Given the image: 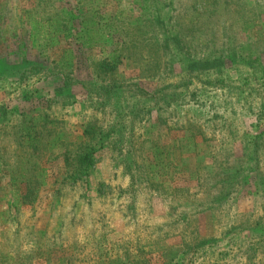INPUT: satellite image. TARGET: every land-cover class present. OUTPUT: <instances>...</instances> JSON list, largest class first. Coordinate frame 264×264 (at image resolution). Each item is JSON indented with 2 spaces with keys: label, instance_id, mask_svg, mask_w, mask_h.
<instances>
[{
  "label": "rangeland",
  "instance_id": "obj_1",
  "mask_svg": "<svg viewBox=\"0 0 264 264\" xmlns=\"http://www.w3.org/2000/svg\"><path fill=\"white\" fill-rule=\"evenodd\" d=\"M139 1L0 0V264H264V0ZM152 5L206 69L136 37L140 49L115 52L119 88L88 93L92 62L114 56L102 19L146 27ZM59 62L76 80L67 98L37 70ZM40 122L48 178L18 206L3 165ZM86 141V176L60 184L58 164L74 163L59 156Z\"/></svg>",
  "mask_w": 264,
  "mask_h": 264
},
{
  "label": "trees",
  "instance_id": "obj_2",
  "mask_svg": "<svg viewBox=\"0 0 264 264\" xmlns=\"http://www.w3.org/2000/svg\"><path fill=\"white\" fill-rule=\"evenodd\" d=\"M165 1H168V0L161 1L162 6L165 4ZM139 2L143 3V7H145L148 0H140ZM151 2L158 4L159 1L151 0ZM154 6L155 5L151 6L150 11H153V12L149 14V16L152 19H150L149 21H145V20L140 21L142 23L145 22L146 24L148 22L146 27H143V25L142 27L135 26V25H138L139 23L127 24L125 21V17L122 18L123 19L122 21L117 20L118 17L112 19L109 16L102 19L101 27L106 29L107 34L110 37L111 43L109 44L111 47H113L112 52L114 53V56L108 58L107 60L103 59L101 62H96V63L92 62L93 63L92 68L94 70L93 77L95 81L96 82L99 81L100 84L98 83L94 84L91 91H89L87 87H84L86 88L85 90L88 93L101 94L102 92H106L108 90L119 88L118 84H116L115 79H109V80L107 79L108 76L114 75V71L116 70V66H117L116 64L120 63L123 57L122 55H119V56L116 55L115 52L122 53L123 51L130 50V48L140 49V47L145 44L139 43L138 41H136L137 38H142L141 40L142 42L145 39H148L150 41V44L148 45L150 48L155 50L153 55L156 58L160 57L158 55L159 52L162 53L163 59L166 57L167 48H169V43L171 42L177 48L178 53L176 54V56L183 55L182 60L184 61L186 65V70L188 71L193 70V68L196 67L198 68V72H202L203 70L206 69L205 66H208L207 64L202 65L200 62L194 61L193 56L194 57L196 56V50H191V53H189L190 48L187 45L188 39L186 36H182L179 33H176L174 36L169 35L170 30L168 29L167 25L166 26L164 25L165 22L163 23V21L160 19V15H154V12L158 11ZM212 6H213V3H210V7ZM68 29L69 28L64 26L62 31L66 32L68 31ZM158 30H160V32H163V33H167V34L169 33L168 36H166L163 39V44H161V42L157 39V36H155V34H159ZM143 31L149 32L151 36L149 37L144 36L141 33ZM136 32L138 33L136 34ZM86 40H89V39L86 38ZM191 56H192V60L189 59ZM142 59L143 58H141V60ZM185 59H187V61H185ZM178 62H180V59ZM62 66H64V64L61 62H59L58 64L54 63L51 68H46V67H42L38 65L37 67L39 69L37 70L48 71L49 75H52V76H60L62 78L61 85L55 89V92H53L52 95L57 96L58 94V96L60 97H63V96L69 97L70 92L68 88L73 86L76 80L72 77L73 71L68 72V70L65 68L63 69ZM63 72H66V73H63ZM107 81H110V82H108V84L104 86V83ZM97 97L101 98L99 96ZM47 102L50 103V100L48 99ZM46 108L48 109L49 107H46ZM45 110L42 111L44 115L40 117L42 119L47 118L48 116L45 113ZM20 122H21L20 124H23L24 119H21ZM29 123H25L23 127L21 128L24 134L17 135V133L14 132L16 134L14 142L16 143V148H17L15 164L13 165V164L6 163L3 165L4 169L5 167L6 169L8 168L6 171L10 174L9 183L11 185V188L17 193L19 197L18 206H23L24 204H27V203H30V205H32L33 204L32 202L36 201L37 195L41 191L42 182L47 180L48 178V177L42 176L44 174L42 168L45 167V162L41 158V155L44 154L46 151L47 141L50 138L46 133L47 131L46 126L48 123L40 122L39 124L35 126L36 129L40 128L41 131H39L40 135L36 134L34 136L36 138L34 141L33 139L31 140V138L29 137L30 132H32L31 129L33 128V126L31 125L29 126ZM13 128H16V126ZM13 128H12V131H13ZM87 128L88 127L84 128L83 134H85V132L87 131ZM99 129L100 128L95 129L94 131H98ZM14 133L12 132V134ZM60 139H61L60 136L56 137V140H55L56 143L53 144L56 147L54 148L63 149L68 146V144H64L62 140ZM101 145H102V141H101ZM71 146H77L79 149L75 153H71V151H69L67 156L63 155V156H59L58 158L60 159L61 163H65L68 160H70L69 167L71 166L72 163H74V165L71 166L70 170H68L65 173L61 172L60 165L58 164L57 168L60 170V173L58 172V174L61 175L60 184L66 181H72V183H76V182L78 183V181L80 180L82 176H86L88 166L91 163L93 149L89 142L86 141L82 143L81 146L77 144H72ZM56 174L57 173H54V175Z\"/></svg>",
  "mask_w": 264,
  "mask_h": 264
}]
</instances>
